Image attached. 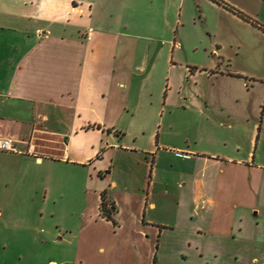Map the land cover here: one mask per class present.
<instances>
[{"label": "crops", "instance_id": "0c3cea01", "mask_svg": "<svg viewBox=\"0 0 264 264\" xmlns=\"http://www.w3.org/2000/svg\"><path fill=\"white\" fill-rule=\"evenodd\" d=\"M142 1L0 0V135L15 139L18 148L0 150V220L34 228L45 212L78 211L75 264H103L92 254L97 245L120 253V246L146 244L150 251L141 253V264H153L155 256L161 264L162 246L178 248L183 263L223 264L225 239L245 236L246 218L256 209L264 212V195H255L264 186L258 179L264 161L251 148L247 157H238L237 138L219 143L236 133L237 119L249 120L252 81L224 60L211 68L179 64L175 37L144 46L158 37L145 33L151 25L141 18ZM181 65L180 88L196 81L189 95L181 94L182 107L202 117L218 115L219 129L207 132L206 145H192L189 137L168 141L158 131L163 102L173 97L167 77ZM203 75L211 85L226 82L229 91L210 94L199 84ZM262 131L260 126L258 139ZM177 161L187 163L178 184L184 193L176 189ZM136 163L145 169L133 175ZM104 191L116 204V225L101 214ZM64 198L67 204L59 205ZM175 200L177 213L185 207L188 225L157 219L155 210ZM225 215H231L227 224ZM151 233L159 235L157 251ZM253 238L246 234L244 249L235 253L246 264ZM168 257L174 259L172 252ZM105 264L128 263L118 255Z\"/></svg>", "mask_w": 264, "mask_h": 264}, {"label": "rangeland", "instance_id": "374dc122", "mask_svg": "<svg viewBox=\"0 0 264 264\" xmlns=\"http://www.w3.org/2000/svg\"><path fill=\"white\" fill-rule=\"evenodd\" d=\"M221 1L242 12L245 11L249 16L236 18L229 13L230 9H226L224 5L214 0H143L141 18L147 25H151L145 26V33L153 36L154 39L158 37L151 43L144 40L146 43L143 45H157L158 41L165 35L171 39L175 37L177 43L179 42L175 52L176 61L179 64L184 66L188 64L194 69L196 66L211 68L214 65L218 66L224 60L226 67L236 69L239 73L246 75L252 81L251 85L253 86L250 85L252 92L246 94L251 116L247 121L237 119L234 124L237 127V124L240 123L239 129L235 131L236 133L225 135V138L229 139L219 143L230 145L232 140L237 138L240 140L241 148L238 157H247L251 148L252 155H255L256 151L257 161H264V117L261 115V106L264 105V0ZM150 3L153 6H149ZM136 29L141 31V26H136ZM182 69L184 67L181 65L177 70H173L171 77H167L169 78L168 92H171L173 97L168 103L163 102V112L158 118V131L161 137L167 138V140H170L171 136H177L183 142L186 137H189L192 145L197 143L206 145L203 143V139L208 138L205 137L207 132L212 131L213 128L219 129L218 115L214 113L209 115L210 117H202L198 116L195 109L186 110L182 107L183 100H179L183 99L181 94L185 92L189 95L190 87L192 89L196 87L194 84L196 81L189 80L187 88H185V83L183 88H180L177 82L180 81ZM208 78L207 75L200 76L199 84L201 83L208 89L210 94L214 95L216 92V94L222 95L229 91V84L226 82L215 84L217 82L213 81L215 85H211L209 82L211 79ZM158 85L160 89L162 84L159 82L156 86L158 87ZM179 91L181 93H178ZM255 120H258V125L253 142L251 135ZM214 121L218 124L217 127H215ZM260 126H263V131L258 139ZM218 133L216 135L221 137V132ZM185 165L187 163L177 161L176 166L172 168L177 172L176 189H182V193L186 192L187 189L178 184L182 180L180 175H182L181 171L184 170ZM134 169L133 175L141 173L145 166L136 163ZM258 179L264 181V173L258 174ZM251 195L254 198V194ZM255 195L256 199L259 200L260 196V200H263L264 186H261ZM176 201L172 202L170 207L155 210L154 213L160 221L173 223V225L176 223L188 225L189 218H186L185 213H183L185 207H183L182 212L177 213L180 206ZM67 202V199L64 198L59 202V205H66ZM180 204L182 203L180 202ZM170 210L175 212V216L169 214ZM45 216L44 221L34 228L9 227L0 220V264H51L50 260H57L60 264H75L78 252L75 234L81 219L79 212L76 210L73 212L65 211L57 213L56 216L45 212ZM230 217L231 215H225L221 219L227 224ZM257 223L259 224L256 226ZM244 225L246 234L254 237L251 244L252 259L247 261V264H264V212H259V209L254 210L252 215L246 218ZM57 228L59 233L55 234ZM49 229L52 230L53 234L46 232ZM73 229L75 230L73 231ZM245 236H239L237 240H233L235 242L230 240V237L225 239L224 255L221 256L220 260L223 264H246L238 259L235 254L244 249L245 245L242 241ZM155 240L154 246L157 251L160 248V246L157 247L160 238L158 234L156 236L151 233V242ZM150 245L146 244L142 248L131 246V249L120 246V253L114 250V246L112 248L105 246L109 251L107 253L106 250H99V245H97L92 250V254L97 263H108L110 259L115 260L119 255L122 262L141 264L140 259L143 258L141 253H148ZM171 252L174 258L172 260L168 257ZM178 253L179 250L176 247L172 249L168 246L164 249L162 246L161 264H187L183 263L181 256H177ZM186 254L190 253L187 252ZM254 257H256L255 260Z\"/></svg>", "mask_w": 264, "mask_h": 264}, {"label": "trees", "instance_id": "16d2710c", "mask_svg": "<svg viewBox=\"0 0 264 264\" xmlns=\"http://www.w3.org/2000/svg\"><path fill=\"white\" fill-rule=\"evenodd\" d=\"M219 4L224 5V7H227L228 9L236 12L237 14H239L242 17H247V15H245L244 13H242L241 11H239L238 9H236L235 7L226 4L224 2H222L221 0H214ZM262 114H264V105L262 106ZM117 212V207L115 202L109 200L107 198V191H104L102 193V204H101V214L103 217H106L108 220H111L115 225L117 224V221L115 219V213ZM156 256L154 258V263L156 264Z\"/></svg>", "mask_w": 264, "mask_h": 264}, {"label": "built area", "instance_id": "2783aa9c", "mask_svg": "<svg viewBox=\"0 0 264 264\" xmlns=\"http://www.w3.org/2000/svg\"><path fill=\"white\" fill-rule=\"evenodd\" d=\"M0 150L17 152L16 140L11 137L0 135Z\"/></svg>", "mask_w": 264, "mask_h": 264}]
</instances>
